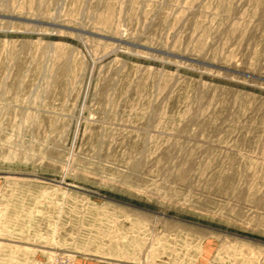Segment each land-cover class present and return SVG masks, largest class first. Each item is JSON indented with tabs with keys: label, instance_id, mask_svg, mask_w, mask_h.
<instances>
[{
	"label": "rangeland",
	"instance_id": "rangeland-1",
	"mask_svg": "<svg viewBox=\"0 0 264 264\" xmlns=\"http://www.w3.org/2000/svg\"><path fill=\"white\" fill-rule=\"evenodd\" d=\"M264 264V0H0V264Z\"/></svg>",
	"mask_w": 264,
	"mask_h": 264
},
{
	"label": "bare ground",
	"instance_id": "bare-ground-1",
	"mask_svg": "<svg viewBox=\"0 0 264 264\" xmlns=\"http://www.w3.org/2000/svg\"><path fill=\"white\" fill-rule=\"evenodd\" d=\"M113 264H126V263H122V262H117V263H113Z\"/></svg>",
	"mask_w": 264,
	"mask_h": 264
}]
</instances>
